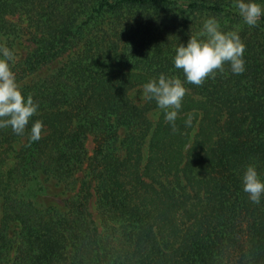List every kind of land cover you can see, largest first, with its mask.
Instances as JSON below:
<instances>
[{
  "label": "trees",
  "instance_id": "1",
  "mask_svg": "<svg viewBox=\"0 0 264 264\" xmlns=\"http://www.w3.org/2000/svg\"><path fill=\"white\" fill-rule=\"evenodd\" d=\"M209 18L238 32L245 71L185 82L173 132L127 92L184 82L176 49ZM0 47L38 105L22 135L0 129V264H264V195L243 191L249 165L264 182V15L247 25L235 0H0ZM51 187L61 206L41 203Z\"/></svg>",
  "mask_w": 264,
  "mask_h": 264
},
{
  "label": "clouds",
  "instance_id": "2",
  "mask_svg": "<svg viewBox=\"0 0 264 264\" xmlns=\"http://www.w3.org/2000/svg\"><path fill=\"white\" fill-rule=\"evenodd\" d=\"M235 7L244 22L249 26H257L264 7L255 0H235ZM246 46L238 32H223L214 18L204 21L203 29L198 36H190L187 45L180 44L176 49L174 66L183 71L186 80L161 74L143 86L144 98L155 100L158 108L164 111L165 120L172 125L173 132L178 131L176 120L187 94L184 83L201 86L209 77L215 78L217 71H224V64L229 63L233 74L245 71L243 59ZM0 129L10 127L17 135H22L30 118L37 113L38 105L32 96L22 95L16 82L10 62H14V54L7 47H0ZM193 117L188 115L186 126H191ZM43 124L36 121L29 137L30 142L38 141L42 136ZM243 191L249 200L259 204L264 195V182H261L255 166L249 165L243 175Z\"/></svg>",
  "mask_w": 264,
  "mask_h": 264
},
{
  "label": "rangeland",
  "instance_id": "3",
  "mask_svg": "<svg viewBox=\"0 0 264 264\" xmlns=\"http://www.w3.org/2000/svg\"><path fill=\"white\" fill-rule=\"evenodd\" d=\"M261 6L264 7V3H261ZM21 51H24V50L22 49V50H20V52ZM127 96L135 104H142L144 102V99H145L144 98V93H143V87H141V86L132 87L131 89L128 90ZM153 112L155 113V115H152V118H154L157 115V111L156 110H153ZM21 142H22V140H18L16 142H14L13 146H12V150L15 151L18 148V146L20 145ZM85 146H86L88 152H90L91 147H92V143L90 141V138H88L85 141ZM13 151H12V153H10V157L5 162H3L2 167L6 168V167H9L11 165V163L13 162V158L11 157V155H13ZM49 189H50V193L46 192V193H43V194L40 195L41 203H43V204H53V205H56V206H61L60 199L63 196H65L66 193H63L61 191V188H58V187H51ZM90 210L92 212L94 220L96 221V224H98L99 223L98 222V217H97V214H96V212L94 210L93 204H90Z\"/></svg>",
  "mask_w": 264,
  "mask_h": 264
}]
</instances>
